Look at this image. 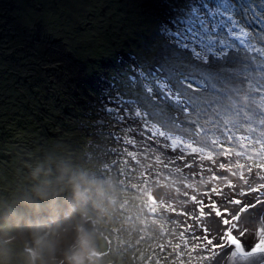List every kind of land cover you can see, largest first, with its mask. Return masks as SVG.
<instances>
[{"label": "rangeland", "instance_id": "obj_1", "mask_svg": "<svg viewBox=\"0 0 264 264\" xmlns=\"http://www.w3.org/2000/svg\"><path fill=\"white\" fill-rule=\"evenodd\" d=\"M250 2L258 15L264 12V0ZM217 4L218 0H0V264H41L25 233L29 223L50 222L48 202L36 196L37 187L44 184L57 190L60 223L87 217V227L97 234L100 264H168L175 258L173 253L165 261L171 249L162 253L157 246L173 239L160 237L159 223L173 225L144 206L141 173L149 169L141 170L123 150L132 151L141 163L139 153L146 148L142 141H162L148 130L152 124L171 127V117L179 115L182 127H195L173 111L170 101L161 99L158 81L179 87L187 77L186 82L199 89L188 91L195 98L190 110L205 133L221 136L220 130L231 128L229 135L255 138L264 129L244 118L241 102L245 95L260 102L248 82L264 83V56L245 45L250 40L264 47V24H249L238 16L240 26L254 32L242 44L231 35L239 29L219 14ZM220 42L229 49L225 59L207 51L220 52ZM195 52L207 55V63ZM137 107L147 113L146 121L134 115ZM249 126L256 132H248ZM125 137L134 138L136 147L125 144ZM159 146L162 142L154 148ZM38 168L41 171L34 175ZM76 175L91 181L79 197L68 182ZM148 180L151 187L154 180L150 175ZM75 251L74 240L61 244L54 264H73Z\"/></svg>", "mask_w": 264, "mask_h": 264}, {"label": "snow or ice", "instance_id": "obj_2", "mask_svg": "<svg viewBox=\"0 0 264 264\" xmlns=\"http://www.w3.org/2000/svg\"><path fill=\"white\" fill-rule=\"evenodd\" d=\"M255 9L256 6L250 0H218L217 4L219 14L232 21V28L239 29L238 33L232 32L231 35L242 44L254 32L241 27L237 17H243L249 24H264V12L258 15ZM191 11L196 12V9L193 7ZM249 14L252 15L251 21H248ZM220 46V52H215L212 48L207 51L214 58L225 59L228 57V46L224 42H220ZM245 47L250 52L264 56V47H255L250 40ZM195 56L207 63V55L201 56V53L195 52ZM261 70L264 71V65ZM186 81L187 77L180 80L179 87L170 86L166 81H158L157 84L161 99L170 101L173 111L183 114L186 122L195 127L192 130L182 127L179 115H175L171 117V127L152 124L148 129L153 136L167 142L162 147L173 152L179 150V154L167 157L164 153L152 152L150 146L144 149L145 160L149 159L147 154L151 152L154 163L167 169L165 175L163 171L154 168L152 163H148L144 167L151 172L141 173L144 180L140 191L146 197L145 208L149 213L163 217L173 225L166 228L164 223L152 221L154 224L159 223L160 237L173 238L165 239L164 243L157 246L162 253L166 247L171 249L163 257L165 261H168V256L175 254V258L168 261V264H176L177 260L179 264H264V207L255 213L250 211L258 205L264 206V129L255 138L229 135L231 128L220 130L223 139L221 136L205 133V126L192 119L194 112L190 110V106L195 107V98L188 95V91L197 92L199 89ZM248 88L259 94L260 102L254 97H241V102L245 105L242 115L252 123L264 125V83L257 81L252 85L248 82ZM147 91L155 101L152 88L149 87ZM105 111L115 112L112 108H105ZM134 115L146 121L147 113H142L138 107ZM114 118L118 121L124 119L119 115ZM256 130L251 126L247 128L252 133ZM122 139L125 144L136 147L134 138ZM233 140L237 141L235 147L231 146ZM155 143L161 144V141L157 140ZM123 152L137 164L140 163L132 151L125 148ZM186 169L192 171L186 172ZM148 175L155 176L151 187ZM161 176L163 180L160 179ZM132 186L137 187L135 184ZM160 189L163 191H159ZM253 193L258 195L252 200L242 199ZM176 228L180 231L177 232ZM224 249L231 251L221 255L219 250ZM156 264H159V260Z\"/></svg>", "mask_w": 264, "mask_h": 264}, {"label": "clouds", "instance_id": "obj_3", "mask_svg": "<svg viewBox=\"0 0 264 264\" xmlns=\"http://www.w3.org/2000/svg\"><path fill=\"white\" fill-rule=\"evenodd\" d=\"M41 169H37L34 175ZM74 196L79 197L85 185L91 183L86 176L76 175L68 181ZM57 190L49 184H44L36 189V196L40 201L48 202L49 223H29L26 235L34 245L33 255L41 260V264H54L55 253L59 246L68 240H74L76 251L73 254V264H100L101 255L98 246L97 234L87 227V217L82 214L79 221L73 224L59 222V213L55 208ZM39 212L41 207L36 205Z\"/></svg>", "mask_w": 264, "mask_h": 264}, {"label": "bare ground", "instance_id": "obj_4", "mask_svg": "<svg viewBox=\"0 0 264 264\" xmlns=\"http://www.w3.org/2000/svg\"><path fill=\"white\" fill-rule=\"evenodd\" d=\"M105 78H106V77H105ZM105 81H106V80H105ZM91 86H92V85H91ZM99 86H100V85H99ZM226 91H227V90H225V91H223V92L221 93V96H222L223 98H225V95H226V94H224V93H225ZM215 93H220V92L217 90V91H215ZM223 94H224V95H223ZM127 134L130 135L129 132H128ZM142 137H144V135H143ZM160 139H161V138H160ZM155 141H156V139H155L153 142H152V141H142V146H145L146 148H148V147L150 146L152 152H155V153H164V155L167 156V157H175V156H177V155L179 154V150H177L176 152H173V151H171L170 149H167V148L162 147V146H159V149H155V148H154V146L156 145ZM161 142H162V145L167 143L166 141H163V140H162ZM139 149H140V148H139ZM140 150H141V149H140ZM141 151H142V150H141ZM139 154H140V156L142 155V156L140 157V159H142V160H141V163H139V167H140L141 170H143V167H144L146 164H148V163H152L154 168L163 171V172L165 173V175H167V169H163L160 165H156V164L154 163V159L152 158V154H151V152L147 154V155H149V159H148V160H145V159H144V150L142 151V153H139ZM188 159L190 160L191 157H188ZM177 163H180V162L178 161ZM143 165H144V166H143ZM185 171H186V172H190V171H192V170H190V169H186ZM150 172H151V170L149 169V173H150ZM219 174L223 175V174H225V173H219ZM150 178H151V180H155V179H154V178H155L154 175H150ZM160 179L163 180V176H161ZM159 191H161V190H159ZM256 195H258V194L253 193L251 196H249V197H243L242 199H245V200H249V201H250V200H252V198H253L254 196H256ZM262 199H264V197H262ZM261 207H264V206L258 205L256 209H251L250 211L253 212V213L258 212V210H259ZM245 215H247V214H245ZM182 219H183V217H179V220H182ZM242 242H244V239H243V238H242ZM219 251L221 252L222 250H219ZM226 251L229 252V249H226Z\"/></svg>", "mask_w": 264, "mask_h": 264}, {"label": "trees", "instance_id": "obj_5", "mask_svg": "<svg viewBox=\"0 0 264 264\" xmlns=\"http://www.w3.org/2000/svg\"><path fill=\"white\" fill-rule=\"evenodd\" d=\"M1 138L3 139V136ZM4 139H5V136H4Z\"/></svg>", "mask_w": 264, "mask_h": 264}]
</instances>
